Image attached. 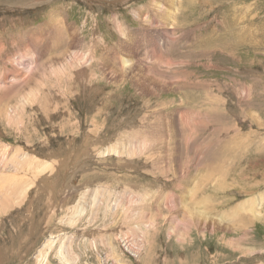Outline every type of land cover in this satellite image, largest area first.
Segmentation results:
<instances>
[{"label":"rangeland","instance_id":"obj_1","mask_svg":"<svg viewBox=\"0 0 264 264\" xmlns=\"http://www.w3.org/2000/svg\"><path fill=\"white\" fill-rule=\"evenodd\" d=\"M0 74V264H264V0H0Z\"/></svg>","mask_w":264,"mask_h":264},{"label":"bare ground","instance_id":"obj_2","mask_svg":"<svg viewBox=\"0 0 264 264\" xmlns=\"http://www.w3.org/2000/svg\"><path fill=\"white\" fill-rule=\"evenodd\" d=\"M154 2H155V0H154ZM158 5V4H157ZM162 6V5H161ZM149 7V6H148ZM157 7V11H160L161 12V9H160V7H159V5L158 6H156ZM151 8V7H150ZM140 11V10H139ZM140 12H142V17L143 18H145L146 20H149L150 19V25L149 26H151L152 28L153 27H155L156 29L157 28H161V27H159V26H157L158 24H160V21L159 20H157L156 18H154V17H150L149 15L148 16H144V13H143V11H140ZM158 13V12H157ZM169 13V12H168ZM146 14V13H145ZM152 14V13H151ZM162 15V14H161ZM166 16V15H165ZM168 16V15H167ZM142 18V19H143ZM175 19V18H174ZM170 20L171 21H173V19H172V13L170 12L169 13V16H168V19H167V21H169L168 23H170V25H171V22H170ZM149 22V21H148ZM147 22V23H148ZM54 23V22H53ZM57 23V22H56ZM177 23V25H178V21L176 22ZM55 24V23H54ZM149 24V23H148ZM157 24V25H156ZM162 24V23H161ZM173 24V23H172ZM144 25V24H143ZM59 26V25H58ZM51 28V30H53L54 29V27H50ZM56 28H57V24H56ZM123 28V27H122ZM124 29V28H123ZM162 29V28H161ZM165 29H167L166 31H165V33H166V36H168L169 35V30H170V33H171V31L172 30H176V28L174 27V28H170V29H168V28H165ZM57 30V29H56ZM58 30H59V28H58ZM122 31V30H121ZM138 31V30H137ZM142 31H143V29H142ZM151 31V30H150ZM162 32H163V30H161ZM173 32V31H172ZM59 33V35L61 34L62 35V33H64V32H62V31H60V32H58ZM131 33V32H130ZM154 33V32H153ZM66 34H67V32H66ZM66 34H64V35H62L61 37H62V39L64 40V42H65V45H66V47L69 45V40H68V36L67 37H65V35ZM121 34V33H120ZM123 34V33H122ZM129 34V33H128ZM127 34V35H128ZM164 34V33H163ZM173 34V33H172ZM125 35V34H124ZM123 35V36H124ZM145 35H146V31H145ZM64 36V37H63ZM132 36V35H131ZM142 36V35H141ZM126 37V36H125ZM130 38V37H129ZM145 38V37H144ZM155 38V36H153V38H150V39H147V40H149V41H151V39H154ZM131 39V38H130ZM39 40V39H38ZM69 42H68V41ZM72 40V39H71ZM76 40V39H75ZM40 42H41V39L39 40ZM43 41V40H42ZM123 41H125V39L123 40ZM157 41V40H156ZM38 41L37 40H34V43H37ZM121 42V41H120ZM128 42V41H127ZM126 42V43H127ZM205 42V41H204ZM57 43V42H56ZM125 43V42H124ZM131 43V42H130ZM137 43V42H136ZM43 44V43H42ZM45 44V43H44ZM145 44V43H144ZM204 44V43H203ZM35 45V44H34ZM33 45V46H34ZM135 45V44H134ZM42 46V45H41ZM72 46V45H71ZM132 46V45H131ZM55 48V47H54ZM123 48V47H122ZM132 48V47H131ZM137 48V47H136ZM135 48V49H136ZM124 49V48H123ZM129 49H130V46H127V51H128V53H129ZM143 49V48H142ZM48 50H50V49H48V45L46 44V46L45 47H43V53H45V52H47ZM112 50H114V48H112ZM126 50V49H125ZM139 50V49H138ZM55 51V50H54ZM64 51V50H63ZM142 51V50H141ZM114 53V52H113ZM136 53V52H135ZM138 53H140V51L138 52ZM61 54V53H60ZM132 54V53H131ZM58 55H59V53H58ZM56 56L57 58H59V56ZM130 55V54H129ZM143 55H144V53H143ZM146 55V54H145ZM154 55V54H153ZM158 55V54H157ZM136 56V55H135ZM137 56H138V54H137ZM133 57V56H132ZM66 58V57H65ZM154 58H156V57H154ZM53 59V58H52ZM61 59H63V58H61ZM69 59V58H68ZM67 59V61L65 62H63L62 63V65H60L61 66V68L63 69V71L65 72V71H67L69 68H75V65H73L74 63L76 64V62H75V60H76V57H74V55H73V57L72 58H70L69 60ZM146 57L145 58H143L142 57V59H141V62H143V68L144 67H147V66H145V62H146ZM157 59V62L158 63H161V64H163L164 63V61L165 60H163V58H162V56L161 57H158V58H156ZM165 59V58H164ZM2 60V59H1ZM74 60V63L72 62ZM84 60V59H83ZM135 60V59H134ZM139 60V59H138ZM137 60V61H138ZM99 61V60H98ZM7 62V61H6ZM6 62H4V63H6ZM24 62H27V60H25V61H17V62H15V64L16 65H18V66H22L23 64H24ZM37 61H35V66L36 67H40V62L39 63H36ZM47 62V61H46ZM53 62V61H52ZM80 62H82V61H80ZM79 62V63H80ZM124 62V61H123ZM139 62V61H138ZM175 62V61H174ZM33 64H34V62H32ZM134 63V62H133ZM132 63V64H133ZM156 63V62H155ZM131 64V65H132ZM139 64V63H138ZM161 64H160V66H161ZM166 64H167V66H170L171 67V65H173L172 63H168V62H166ZM39 65V66H38ZM176 65V64H175ZM4 66V65H3ZM55 66V64H54V62H53V65H51L50 67H53V69L54 70H56L58 67H54ZM36 67H35V70H36ZM133 67V66H132ZM142 67V66H141ZM149 67V66H148ZM151 67V66H150ZM164 67H165V65H164ZM4 68H6V67H4ZM3 68V69H4ZM37 68V69H38ZM7 69V68H6ZM40 69V68H39ZM59 69V68H58ZM148 69V68H147ZM2 70V69H1ZM11 70V69H10ZM14 70V69H13ZM42 70V69H41ZM146 70V69H145ZM150 70V69H149ZM151 71V70H150ZM152 71H153V69H152ZM157 71V70H156ZM2 72V71H1ZM7 72V71H6ZM157 72H159V71H157ZM16 72L15 71H11L10 72V74L8 73V75L10 76V75H12V74H15ZM146 73V72H145ZM159 74H161V72H159ZM0 75H2V74H0ZM7 74H5L4 75V82L2 81L1 83H0V90H14L16 87L15 86H19V81L18 82H15V85L13 84V82L11 83L12 84V86L11 87H8L9 85H10V82H9V84H3V83H6V81L5 80H7V76H8ZM35 76H36V74L34 75V76H32V78H35ZM142 76H143V74H142ZM151 76V75H150ZM153 76V75H152ZM3 77V76H2ZM124 78V77H123ZM133 78V77H132ZM131 78V79H132ZM152 79H153V77H151ZM154 78L155 79H159V80H161V77H159V75H154ZM1 79V78H0ZM24 79H28V80H26V82L27 83H29V85H30V79L27 77V74L25 75V78ZM37 79V78H36ZM137 79V78H136ZM180 79V78H179ZM41 80V79H40ZM133 80V79H132ZM165 80V79H164ZM1 81V80H0ZM11 81V80H10ZM21 81V80H20ZM38 81V80H37ZM141 81V80H140ZM152 81V80H151ZM162 81V80H161ZM178 81V80H177ZM132 82V81H131ZM136 82V81H135ZM154 82H156V81H154ZM166 82V81H165ZM133 83V82H132ZM149 83V82H148ZM141 84V83H140ZM150 84V83H149ZM164 84V83H163ZM166 84V83H165ZM169 84H172V83H169ZM190 84V83H189ZM26 85V84H25ZM138 85V88H139V84H136V86ZM135 86V87H136ZM8 87V88H7ZM15 87V88H14ZM142 87V86H141ZM149 87V86H148ZM178 87V86H177ZM149 88H151V86L149 87ZM154 88H155V86H154ZM17 89V88H16ZM141 89V88H140ZM147 89V85H145V90ZM18 90V89H17ZM150 90V89H149ZM164 90V89H163ZM10 91H7V92H10ZM25 91V90H24ZM23 91V92H24ZM160 91V90H159ZM14 92V91H13ZM136 92V91H135ZM150 92H152V91H150ZM155 92V91H154ZM15 93V92H14ZM16 94V93H15ZM19 94H20V92H19ZM8 95H10V94H8ZM29 95H31V94H29ZM2 95L0 94V99H5L4 97H1ZM15 96V95H14ZM13 96V97H14ZM25 96V95H24ZM24 96H22L21 98H25ZM27 96H28V94H27ZM32 96V95H31ZM39 96V95H38ZM29 97V96H28ZM34 99V98H33ZM17 108V107H16ZM16 110H18V109H16ZM217 110V109H216ZM9 111H10V109H9ZM20 111V110H19ZM211 112V111H210ZM8 114V113H7ZM12 114H13V112H12ZM16 114V113H15ZM183 119V118H182ZM12 122V121H11ZM8 124H11V123H9L8 122ZM3 144V143H2ZM143 146V145H142ZM143 148V147H142ZM156 148V147H155ZM132 149V148H131ZM144 149H145V147H144ZM4 151H6V149H4V150H2V152H4ZM10 152V151H9ZM3 155H4V153H3ZM7 156V155H6ZM6 159V158H5ZM17 158H15V159H13V160H16ZM12 161V160H11ZM18 161V160H17ZM7 162V161H6ZM5 164V163H4ZM58 164V163H57ZM30 165V164H29ZM5 165H1L0 164V184L2 183L1 181L2 180H4V179H6L7 178V176H4L3 175V172L1 171V168H3ZM31 167V166H30ZM45 167V166H44ZM51 167V166H50ZM47 168V167H46ZM45 168V169H46ZM48 169V168H47ZM2 170H4V169H2ZM48 172V171H47ZM15 175V174H14ZM11 178V177H10ZM14 178V177H13ZM17 178V177H16ZM14 180V179H13ZM16 180V179H15ZM16 181H18V180H16ZM4 183V182H3ZM2 183V185L0 186V211H6L8 208H10V207H12V205H11V203L13 204V205H15L16 204V201H17V203L18 202H20L21 200H19V199H22L21 198V196L23 197V194L25 195V192H27V189L29 188V187H26V190H25V188L24 187H19L20 188V190H19V192H17V190H18V187L16 186V182H9V183H7V184H3ZM188 185V184H187ZM18 193V195H17V198H14L13 196H15L16 194ZM194 193H195V191H194ZM194 196V195H193ZM258 197H253V198H250V199H248V200H245L244 202H241V203H239V204H237V206L235 207H233L231 210H226V212H222L223 213V216H221L222 217V220H224V221H226V219L228 220V221H230L231 223L234 221L235 223H237V225L238 226H240V227H242V225L243 226H249L250 224V222L251 221H249L250 219H251V217L250 218H247L246 217V215L244 216V214L243 215H241V214H239L238 212H240V211H245V210H249V213H251V212H253L252 210H254L255 208H256V202H259L258 201ZM263 201V200H262ZM256 203V204H255ZM261 203L259 202L258 203V205H260ZM262 206V205H261ZM258 209V208H257ZM260 211V210H259ZM258 211V212H259ZM217 214V213H216ZM255 214V213H254ZM261 214V213H260ZM212 215V214H211ZM218 215V214H217ZM216 215V216H217ZM250 215V214H249ZM219 216V215H218ZM199 217V216H198ZM197 217V218H198ZM235 217H239V218H235ZM253 217V216H252ZM183 218V217H182ZM200 218V217H199ZM234 220H233V219ZM246 218V219H245ZM237 219H239V220H237ZM221 220V222H223ZM198 221V220H197ZM213 222V221H212ZM237 226V227H238ZM239 227V228H240ZM238 231V230H237ZM201 233V232H200ZM243 237V236H242ZM135 253V252H134Z\"/></svg>","mask_w":264,"mask_h":264}]
</instances>
